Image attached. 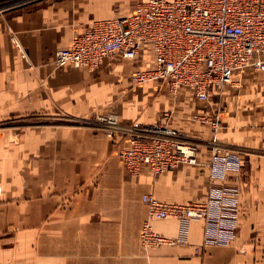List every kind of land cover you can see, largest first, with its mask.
Segmentation results:
<instances>
[{"label":"crops","instance_id":"crops-1","mask_svg":"<svg viewBox=\"0 0 264 264\" xmlns=\"http://www.w3.org/2000/svg\"><path fill=\"white\" fill-rule=\"evenodd\" d=\"M0 0V264H264V85L235 73L208 101L160 82L130 85L154 64L144 46L133 58H104L89 70L52 65L94 19L126 15L136 0ZM221 105L220 146L240 151L222 182L238 188V225L225 245L203 243V220L152 218L154 231L185 242L144 246V193L165 202L205 201L210 129L192 119ZM115 113L105 129L96 115ZM165 124L198 145L197 163L154 174L127 173L124 137Z\"/></svg>","mask_w":264,"mask_h":264},{"label":"built area","instance_id":"built-area-1","mask_svg":"<svg viewBox=\"0 0 264 264\" xmlns=\"http://www.w3.org/2000/svg\"><path fill=\"white\" fill-rule=\"evenodd\" d=\"M150 47L154 64L135 69L128 82L163 83L176 97L180 87L208 101L212 91L221 92L235 73L257 74L264 85V0H136L130 13L94 19L68 45L53 53L52 65L71 64L93 70L104 58H133ZM196 113L192 119L210 129L208 165L212 181L205 201L185 203L158 200L144 193L147 215L139 232L144 246L185 242L153 230L152 218L175 217L203 220V243L225 245L233 240L238 225V188L222 182L227 170H238L240 151L222 147L217 140L220 110ZM105 129L118 127L112 112L96 115ZM198 145L183 141L165 124L132 132L119 144L117 156L127 173L136 174L142 164L160 173L182 164L197 163Z\"/></svg>","mask_w":264,"mask_h":264},{"label":"rangeland","instance_id":"rangeland-1","mask_svg":"<svg viewBox=\"0 0 264 264\" xmlns=\"http://www.w3.org/2000/svg\"><path fill=\"white\" fill-rule=\"evenodd\" d=\"M28 1H32V0H16L13 2V4H21V3H24V2H28ZM125 170V169H124ZM143 222V221H142ZM158 233V232H157ZM160 234V233H159ZM162 235V234H161Z\"/></svg>","mask_w":264,"mask_h":264}]
</instances>
